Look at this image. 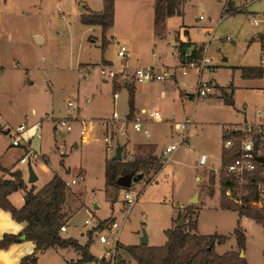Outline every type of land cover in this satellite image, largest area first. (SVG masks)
<instances>
[{
    "label": "rangeland",
    "instance_id": "obj_1",
    "mask_svg": "<svg viewBox=\"0 0 264 264\" xmlns=\"http://www.w3.org/2000/svg\"><path fill=\"white\" fill-rule=\"evenodd\" d=\"M226 2L186 0L184 15L170 17L167 32L159 38L154 24L156 0H119L115 25L106 32L109 44L104 51L102 27L81 22L83 13L101 11L103 0H0L1 128H10L12 133L21 124L27 127V140L18 147L12 145L10 133L0 131V156L5 164L20 166L29 178L28 162L21 163L20 157L30 149L35 151L37 157L31 163L39 176L34 183L37 187L50 180L54 172L65 180L84 177L69 186L63 211L69 228L65 236L72 234L86 244L89 231L96 229L90 249L98 260L86 264H109L106 255L115 250L118 242L116 264L121 259H125V264H136L124 248L141 244L144 231L148 245H164L165 230L176 226L186 210L196 212L189 218L197 219L199 234L228 236L225 243L215 245L218 254L238 251L234 231L240 225L246 235L244 257L248 264H264V226L220 206L222 197L235 205L241 203L225 195L222 176L213 170L220 165L221 146L228 137L226 129L243 122L246 110L248 121L258 120V111L264 110V90L260 89L264 88V77L246 80L240 69L261 65L264 0H256L247 11L230 13L220 20ZM200 15L204 20L198 21ZM183 24L193 38L206 42L201 46L197 65L205 52L212 59L208 67L218 68L215 72L206 69L203 77L216 78L228 94L229 84L233 85L235 106L225 102L219 89H211L204 97L196 96L198 71L190 67L183 74L176 52V45L182 40L174 35ZM203 26H212L211 40ZM120 44L128 46V59L118 56ZM104 58L112 60L118 71L122 64H128L130 71L150 65L159 71L164 67L175 69L176 75L171 78L134 84L135 103L162 114L161 121L148 124L149 137L128 127L127 136L118 139L115 125L105 128L104 123L114 110L121 117L129 113V90L123 82L115 88L112 79L100 72ZM115 91L119 93L116 99ZM69 102L75 105L70 107ZM186 117L190 122L189 145L163 156L164 146L178 139L171 124L184 122ZM62 119L73 129L59 127ZM82 120H86L89 141L81 136ZM111 134L114 141L108 146L104 137ZM30 139V149L26 151L25 143ZM117 142L125 145L123 158L128 161L153 153L164 163L159 171L150 170L143 180L132 185L134 191L142 193L128 213L126 188L119 190L116 201L106 193L105 164L115 155ZM201 152L210 156L203 166L196 163ZM44 156L49 158L48 163ZM45 164L49 170H45ZM197 175L201 178L196 179ZM197 191L199 202L191 203ZM20 192L13 197H21ZM251 205L264 210V199ZM114 221L119 227L111 229ZM82 232L86 235L82 236ZM102 234L109 243L100 241ZM63 251L69 258L67 250ZM188 257L186 253L185 258ZM39 264L65 263H57L56 254L49 252L41 256Z\"/></svg>",
    "mask_w": 264,
    "mask_h": 264
},
{
    "label": "trees",
    "instance_id": "obj_2",
    "mask_svg": "<svg viewBox=\"0 0 264 264\" xmlns=\"http://www.w3.org/2000/svg\"><path fill=\"white\" fill-rule=\"evenodd\" d=\"M183 0H156L154 24L157 31L160 32L168 17L180 14V7ZM229 5L232 6L231 2ZM115 20V0H103V9L101 11H91L81 15V22L86 25H99L103 31L102 49L105 51L109 39L106 32L113 27ZM192 43L180 42V51L190 49ZM264 48V41H263ZM192 56L199 57L202 47L192 48ZM242 74L246 78H260L264 76V67L246 66L242 67ZM115 88L118 85L114 84ZM129 90V117L131 118L136 110L135 107V89L134 84H127ZM222 97L227 104L233 105L232 94L221 91ZM0 131L2 128L0 127ZM225 137V136H224ZM237 155V151L232 148H225L222 157V166L225 167ZM162 162V163H160ZM164 163L159 156L153 153L137 155L131 161L123 158L115 160L113 157L108 159L105 164V186L106 193L112 201L118 198V192L121 188L117 180L121 175L129 172H140L148 175L150 170L159 171ZM6 171V170H5ZM12 179H0V207L11 213L12 217L25 222L24 230L19 234L6 233L0 238V249L7 248L14 242L21 241V236L26 235L25 240L33 241L35 249L33 253L26 255L21 260V264H37L39 254L45 250L54 247L73 248L80 254V258L72 260L68 264H86L98 260L91 252V243L93 242V233L96 230L89 231L88 241L82 244L73 237H64L61 227L66 224L63 207L67 201V190L65 179L55 172L53 178L44 185L39 191L34 187L27 189V184L20 170L11 173ZM214 181V175L212 176ZM149 180V178H148ZM229 185L226 178H222L223 190ZM19 189L25 190V203L17 208L9 199V195ZM210 194L213 193L211 189ZM222 197L220 206L222 208L238 211L239 216H247L264 226V210L253 207L248 202L257 201L256 193L251 197H244L246 203L238 205L229 203ZM186 223L183 227L173 226L165 230L167 241L162 246H150L148 244L130 245L125 251L136 262V264H248L246 258L241 253L246 252V235L240 225L234 233L237 238L238 251H227L223 254L215 252V245L225 243L228 236L221 234H199L197 233V219H191L194 211H185ZM196 215V214H195ZM107 220V219H106ZM105 220V221H106ZM104 221V222H105ZM189 253L186 259L185 254ZM103 261L106 262L105 258ZM120 264H125V259H121Z\"/></svg>",
    "mask_w": 264,
    "mask_h": 264
},
{
    "label": "built area",
    "instance_id": "obj_3",
    "mask_svg": "<svg viewBox=\"0 0 264 264\" xmlns=\"http://www.w3.org/2000/svg\"><path fill=\"white\" fill-rule=\"evenodd\" d=\"M235 0H227L226 4L223 7L222 16L230 13L241 12V10L247 11V7L256 0H240L239 2L235 1L233 7L229 5L233 3ZM235 6V7H234ZM201 19H204V16H200ZM253 21H256L253 18ZM209 34V39L213 38L212 31H205ZM174 44L176 43L175 37L172 39ZM180 42L177 43L176 48L178 49L177 55L179 57V65L183 69V74H187V69L190 67H195L198 71V89H197V97H204L209 94L211 89H218L216 85V81L214 77H203V72L206 69H209L211 72H215L218 68H209L208 63L212 62V59L207 58L204 52V58L202 61H199L200 65H197L196 60L199 57L192 56V48L180 51ZM175 46V45H174ZM175 48V50H176ZM262 59L261 66L264 67V48L262 49ZM118 56L121 59L129 58V48L126 44H120L118 51ZM212 64V63H210ZM100 72L105 76L112 79V82L116 85L118 83L127 84H137V83H148L152 81L165 80L171 78L176 75L175 69L173 67H164L163 71H159L155 66H140L137 67L134 71L128 70V65L122 64V69L120 71L115 70L113 65L105 64L100 68ZM118 74L121 77H118ZM119 96L118 91L114 92V98L116 99ZM194 96V95H193ZM75 104L73 102H69V106L73 107ZM258 120L257 121H245L241 123L237 127H231L226 129V134L228 137L224 141L225 148H232L237 151L236 157L225 167L221 166L216 168L217 173H220L222 178H226L228 180L229 185L224 189V193L227 197H231L235 202H239L241 204L246 203L244 197H251L253 193H256L259 199L257 201L250 200L248 203H257L261 202L264 199V165L261 161L258 160V157H264V110L258 111ZM162 114L158 110L148 111L147 108H138L133 113L132 117H129V113L124 117H121L118 111L114 110L110 120L105 121L104 125L107 128V125L110 124L115 125L114 129L118 139L122 136H127V128L130 127L132 130L136 132L144 133L146 136H150V129L148 128V124L153 121H161ZM80 133L82 138L87 137L88 139V126L86 120H82ZM189 118L187 117L184 122H175L172 123L171 126L175 130V134H177L178 139L174 142H170L164 146L162 155L170 156L172 153L177 151L180 147H187L189 145V136L187 132L189 131ZM59 127L66 128L67 130H72L73 126L70 125L65 119L60 120L58 123ZM109 126V127H110ZM27 127L25 124H21L15 128V130L11 132L10 136L12 138L13 146H20L22 141L27 140L26 138ZM105 142L108 146L114 141V138L106 135L104 137ZM117 139V141H118ZM117 144H119L117 142ZM37 157V153L30 149L21 159V163L31 162L32 159ZM207 162V154L202 153L199 157L198 164L205 165ZM83 176L74 177L71 180H65L66 185L69 187L71 185L79 183L80 180H83ZM144 179V178H143ZM142 179V180H143ZM125 192V202H126V213H128L134 204L139 200V197L142 192L134 191L132 186L130 188H126ZM240 204V205H241ZM127 219V218H125ZM89 223V220H86ZM119 224L117 221H114L110 228H117ZM62 231L67 230L66 224L61 227ZM102 243H109L106 235H101L99 237ZM119 243V242H118ZM118 243L116 244L115 250L110 253V255H106V258L109 260V264H116L115 254L118 248Z\"/></svg>",
    "mask_w": 264,
    "mask_h": 264
},
{
    "label": "crops",
    "instance_id": "obj_4",
    "mask_svg": "<svg viewBox=\"0 0 264 264\" xmlns=\"http://www.w3.org/2000/svg\"><path fill=\"white\" fill-rule=\"evenodd\" d=\"M185 3H186V0H183L182 4H181V9H180V14H177L175 16H182L184 15V12H185ZM117 4H118V8H119V0H115V20H114V25H115V21H116V14H117ZM88 9L89 10H92L91 7L88 6ZM103 9V7H102ZM201 16V15H200ZM199 16L198 18V21H201V20H204V19H201ZM170 19V17H168L165 21V24L163 26V28L161 29L160 32L156 31L157 34L156 36L161 38L162 36L165 35V33L167 32V22L168 20ZM95 26H98V25H95ZM212 26H203L204 28V31H211ZM113 28V27H112ZM110 28L107 33L112 29ZM177 35H174V36H179V38L182 40L181 42H189V43H192V47L195 46V47H201V46H205V43L206 42H203L204 40H200V39H195L191 36V33H190V30L188 29V26L183 24L181 26V28L179 30L176 31ZM206 33V32H205ZM108 36V35H106ZM263 36V35H262ZM38 37V36H36ZM257 37H260L259 35ZM263 39H264V36H263ZM103 63L104 64H110V65H113L114 67V63L112 60L110 59H107V58H104L103 59ZM152 64V63H151ZM18 66H20V64H17ZM128 65V64H127ZM146 65V64H144ZM148 65V64H147ZM260 66V65H259ZM129 67V65H128ZM233 67V66H231ZM243 67H246V66H243ZM236 68V67H235ZM26 69V68H25ZM241 69V72H242V67H240ZM242 77L245 78L246 80H250V81H254L256 79H259V78H246L243 76L242 74ZM264 77V76H263ZM261 78V77H260ZM214 80L217 82V88L219 89L218 91L220 92L221 94V91H225L227 90V88H225L223 85H221L216 78H214ZM249 87H252V86H249ZM228 89L230 90V93L229 94H232V98H233V106L236 105V102H235V87L233 85H230L229 84V87ZM255 86H253V89L252 90H255ZM262 90H264V88H260ZM135 107L136 109L138 108H146V107H139V105H137L135 103ZM246 108V106H245ZM261 110V109H260ZM263 110V109H262ZM247 111V110H246ZM244 112L245 113V119L243 122L245 121H248V115H247V112ZM33 113H36V109L33 108ZM187 118V117H186ZM258 119V118H257ZM255 121V120H254ZM257 121V120H256ZM158 122V121H156ZM241 122V123H243ZM241 123H237L235 125V127L239 126ZM4 125L2 123H0V127H3ZM10 130V128L8 129ZM2 131H5L4 129ZM224 134V133H223ZM224 136V135H223ZM88 141H89V135H88ZM170 143V142H168ZM29 144H31V139L28 140V143H25V147H26V151L28 149H30L29 147ZM22 145V144H21ZM223 145V143H222ZM15 147H18V146H15ZM223 151H224V147L222 148L221 146V150H220V165L216 168H219L222 166V157H223ZM202 153H205V152H201L199 154V157ZM207 154V153H205ZM24 155V154H23ZM23 155L20 157V159L23 157ZM45 158V161H49V158L47 156H44ZM210 159V156L207 154V162L206 164L208 163ZM108 160V159H107ZM199 160V158H198ZM198 160L196 161L197 165L198 164ZM205 164V165H206ZM199 166H203V165H199ZM44 168L45 170H49L48 169V166L45 164L44 165ZM216 168H214L213 170H216ZM6 170V171H5ZM17 170H20L22 171L23 173V178L27 184V189H31L34 187V190L37 192L39 191L44 185H46L54 176V174L51 176L50 180H48L47 182H45L41 187H37L34 183H29L28 182V177L26 176L25 172L22 170V168H20V166H16L14 165L13 167L12 166H9L8 164H5L4 163V158L2 156H0V179H12L13 176L11 175L12 172L14 171H17ZM218 174V173H217ZM201 178L200 175H197L196 176V179H199ZM38 179H39V176H38ZM221 185V184H220ZM18 191H21L20 192V196L21 197H13L15 193H17ZM19 194V193H18ZM16 196H19V195H16ZM9 199L10 201L13 203L14 206H16L17 208H20L24 205L25 203V190L23 189H19L17 191H14L12 192L10 195H9ZM202 202V201H201ZM221 204V202L219 203ZM238 213V211H236ZM239 215V214H238ZM240 218L242 217H245V216H239ZM247 217V216H246ZM254 220V219H253ZM67 222H66V226H67ZM26 226V223L25 222H19L17 220H15L11 213L7 210H4L3 208L0 207V238L6 234V233H13V234H19L21 233L24 228ZM69 231V228L67 226V230L66 231H62V235L64 237H73V238H76L79 240V242L81 243V240L80 238H77L75 237L74 235L70 234L65 236L64 233L68 232ZM197 232L199 233L198 231V228H197ZM201 234V233H200ZM82 236H85L86 234L84 232L81 233ZM23 236V235H22ZM21 236V241H18V242H14L12 244H10L7 248H4V249H0V264H21V260L22 258H24L26 255H29L31 253H33L34 249H35V244L33 241H30V240H25L23 239ZM83 244V243H82ZM63 250H67L66 254H69L70 257L68 258V256H65L64 255V251ZM49 252H54L56 254V260H57V263H60V262H64L65 264H68L70 261L72 260H77L80 258V254L78 252H76L73 248H60V247H54V248H50L48 250H45L43 252H41L39 254V258H38V262L37 264H39L40 260H41V256H43L44 254H48Z\"/></svg>",
    "mask_w": 264,
    "mask_h": 264
},
{
    "label": "water",
    "instance_id": "obj_5",
    "mask_svg": "<svg viewBox=\"0 0 264 264\" xmlns=\"http://www.w3.org/2000/svg\"><path fill=\"white\" fill-rule=\"evenodd\" d=\"M38 38L40 39V36H38L37 39ZM9 132H10V130L3 131V133H5V134H8ZM124 148H125V145L118 144L116 147V153L113 156V159L122 160ZM258 160L261 161L264 165V157H258ZM28 168H29V174H30L28 182L34 183L38 180V175L36 174V172L32 166V163L30 161L28 162ZM143 178H144V174H142V173L129 172V173H125L124 175H121L118 178L117 182L121 187L130 188L134 183L141 181ZM190 202L191 203H198L199 202L198 191L196 192L194 197L192 199H190ZM96 207H98V206L96 205ZM185 222H186V213H184V215L178 221L177 226L183 227ZM22 238L25 239L26 235H23ZM148 242H149L148 235H147L146 231H144V234L141 238V244H148ZM241 256H244V253H241Z\"/></svg>",
    "mask_w": 264,
    "mask_h": 264
}]
</instances>
